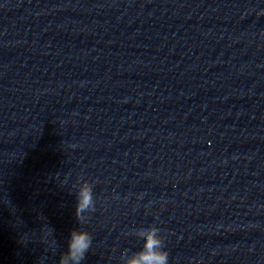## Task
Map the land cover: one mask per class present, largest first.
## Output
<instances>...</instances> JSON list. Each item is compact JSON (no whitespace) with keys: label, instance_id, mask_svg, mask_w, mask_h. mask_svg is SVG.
<instances>
[{"label":"water","instance_id":"1","mask_svg":"<svg viewBox=\"0 0 264 264\" xmlns=\"http://www.w3.org/2000/svg\"><path fill=\"white\" fill-rule=\"evenodd\" d=\"M83 181L96 203L79 224ZM153 224L169 264H264V108L0 215V264H59L79 228L93 237L82 264H121L143 244L127 233Z\"/></svg>","mask_w":264,"mask_h":264},{"label":"clouds","instance_id":"2","mask_svg":"<svg viewBox=\"0 0 264 264\" xmlns=\"http://www.w3.org/2000/svg\"><path fill=\"white\" fill-rule=\"evenodd\" d=\"M76 196L75 215L79 224H83L88 219V214L95 211L93 184L87 181L79 182ZM160 233V228L155 224L128 232L127 235L142 240L143 244L138 251L129 252L125 249L120 257L121 264H169L165 238ZM92 242L93 237L88 231L81 228L73 230L67 242V251L61 254L59 264H82L92 247Z\"/></svg>","mask_w":264,"mask_h":264}]
</instances>
